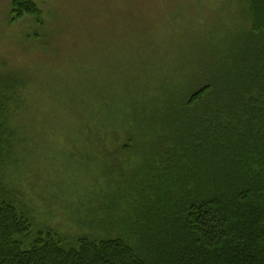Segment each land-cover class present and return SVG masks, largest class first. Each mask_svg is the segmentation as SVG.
Returning a JSON list of instances; mask_svg holds the SVG:
<instances>
[{
  "label": "trees",
  "instance_id": "obj_1",
  "mask_svg": "<svg viewBox=\"0 0 264 264\" xmlns=\"http://www.w3.org/2000/svg\"><path fill=\"white\" fill-rule=\"evenodd\" d=\"M240 3L234 36L159 56L135 33L49 81L35 136L26 83L0 73V264H264V0ZM11 12L39 15L29 0ZM44 148L84 169L75 192L97 226L36 230L16 178Z\"/></svg>",
  "mask_w": 264,
  "mask_h": 264
},
{
  "label": "rangeland",
  "instance_id": "obj_2",
  "mask_svg": "<svg viewBox=\"0 0 264 264\" xmlns=\"http://www.w3.org/2000/svg\"><path fill=\"white\" fill-rule=\"evenodd\" d=\"M13 1L0 0V73L26 83L22 127L31 136L46 127L49 81L69 77L85 60L94 64L107 45L121 44L124 49L118 53L125 52L126 46L138 44L134 34L144 32L152 36L157 55L168 56L176 49L173 40L234 36L245 20L240 0H29L39 15L21 19L13 18ZM25 157L14 178L36 230L50 222L75 225L79 218L84 226H97L84 215L86 203L75 192L78 182L81 187L87 181L84 169L70 164L58 149L44 148ZM115 212L109 200V222Z\"/></svg>",
  "mask_w": 264,
  "mask_h": 264
}]
</instances>
